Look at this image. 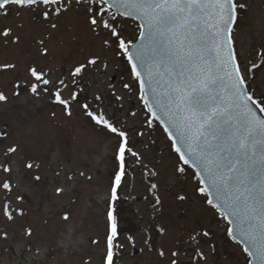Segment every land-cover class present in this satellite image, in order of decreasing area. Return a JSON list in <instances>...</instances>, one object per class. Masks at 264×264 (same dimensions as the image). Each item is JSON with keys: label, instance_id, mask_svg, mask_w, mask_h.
Returning <instances> with one entry per match:
<instances>
[{"label": "snow or ice", "instance_id": "obj_1", "mask_svg": "<svg viewBox=\"0 0 264 264\" xmlns=\"http://www.w3.org/2000/svg\"><path fill=\"white\" fill-rule=\"evenodd\" d=\"M249 8L248 0H0V46L23 57L0 61V108L48 106L45 159L58 161L55 179L63 176L52 186L61 208L93 177L59 163V118L83 117L103 146L104 232L90 238L99 264H119L129 249L137 264H217L220 239L240 248L244 264H264V41L245 47ZM64 19L95 46H78L58 70L40 59ZM41 167L15 128L0 127V244L15 264L50 251L37 243L21 186L25 175L46 180ZM138 178L151 212L139 248L120 223ZM187 205L201 211L188 217Z\"/></svg>", "mask_w": 264, "mask_h": 264}, {"label": "rangeland", "instance_id": "obj_2", "mask_svg": "<svg viewBox=\"0 0 264 264\" xmlns=\"http://www.w3.org/2000/svg\"><path fill=\"white\" fill-rule=\"evenodd\" d=\"M248 3L250 8L244 14L242 25L245 47L264 41V0H248ZM4 23L5 21L0 20V26ZM28 29L32 35H37L40 26L33 23L28 25ZM129 33L135 34L131 28ZM81 45L93 47L95 41H89L79 26L74 25L71 20L64 19L61 21L59 31L49 41L51 54L41 58L40 62L58 70L66 69L70 57ZM15 58L23 59L18 53L0 46V61ZM121 74L120 71L112 73L118 87ZM4 80L5 77L0 75V84H3ZM92 87L95 88L97 85ZM50 124L48 106L45 105L34 107L31 102L27 104L18 102L15 106L0 108V127L8 125L15 128L17 138L27 143L30 155L34 157L36 163H41L40 173L43 174L45 169L48 170L47 179L39 184L29 183V175H25L21 182L22 188L28 190L27 196L30 201L28 221L36 226L39 234L37 243L50 250L45 256L34 257L27 264H83L89 259L92 260V264H99L100 249L90 245V238L102 236L104 232L105 205L102 198L107 176L103 146L93 145L91 125L83 117L77 115L71 122H65L62 116L59 118L56 128L66 153L60 156L59 163L65 168L84 171L86 175L93 177L92 182L81 180L71 193V200L68 197L63 198L64 207L61 208L54 196L52 186L62 183L63 176L55 179L52 170L57 167L58 161L45 159L46 138ZM154 135L158 137V144H166L159 129ZM35 174V171L31 173V175ZM146 183V180L139 182L138 178L136 189L130 190L131 195L137 199L121 205V211L125 212L127 221H130L127 222L131 228L130 232L137 237V248L141 247L140 239L144 235L141 230L149 225L151 216L150 210L145 211L143 199L147 195ZM186 207L188 217L198 215L201 211L192 205ZM63 211L70 213L71 218L67 222L60 218ZM44 221H47V224ZM218 244L220 256L217 264H244L245 257L233 242L220 239ZM139 259L140 254L129 249L120 259L119 264H137ZM0 264H15V253L4 251L2 244H0Z\"/></svg>", "mask_w": 264, "mask_h": 264}, {"label": "trees", "instance_id": "obj_3", "mask_svg": "<svg viewBox=\"0 0 264 264\" xmlns=\"http://www.w3.org/2000/svg\"><path fill=\"white\" fill-rule=\"evenodd\" d=\"M124 213L125 212L121 211V218H120L121 227L125 230V232H129L131 228L128 227L127 218L125 217Z\"/></svg>", "mask_w": 264, "mask_h": 264}]
</instances>
